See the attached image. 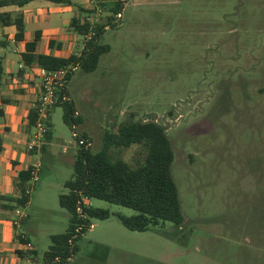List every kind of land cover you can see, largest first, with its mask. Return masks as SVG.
Here are the masks:
<instances>
[{
  "label": "rangeland",
  "instance_id": "rangeland-1",
  "mask_svg": "<svg viewBox=\"0 0 264 264\" xmlns=\"http://www.w3.org/2000/svg\"><path fill=\"white\" fill-rule=\"evenodd\" d=\"M123 6L119 20L108 12L117 26L99 40L111 50L98 69H78L67 85L81 124L68 126L61 106L52 113V146L25 208L36 261L44 264L52 236L70 226L59 196L68 193L80 148L74 131L86 133L96 153L106 129L156 120L175 151L183 225L130 231L114 214L137 211L93 199L111 216L91 219L69 264H264V0ZM147 152L146 144L134 145L113 157L136 168Z\"/></svg>",
  "mask_w": 264,
  "mask_h": 264
},
{
  "label": "trees",
  "instance_id": "trees-1",
  "mask_svg": "<svg viewBox=\"0 0 264 264\" xmlns=\"http://www.w3.org/2000/svg\"><path fill=\"white\" fill-rule=\"evenodd\" d=\"M35 0H0V7L8 5L24 6ZM60 1V0H51ZM125 0H118L114 8L109 11L116 15L121 14ZM95 11H85L87 16L83 19L75 18L71 27L79 35L84 36L91 31L95 36L85 44L81 55H72L69 58L35 54L37 41L26 44L24 62L33 65L35 62L46 70H59L79 64L85 73H93L98 69L100 59L110 52L109 45L100 44L99 40L111 27H116L115 17L110 15L106 22L89 21ZM16 25L17 41L24 40V22L21 16L16 18L10 14L0 15V26ZM109 27V28H106ZM5 43L0 41V47ZM75 72L68 75L66 85L58 92L57 103L64 111V122L75 129L81 124L77 115V108L68 99L67 85ZM3 67L0 64V81ZM37 120L36 110L30 116V126L34 127ZM116 131L106 129L103 134V148L99 152H92L91 147L80 146L74 162V173L64 187L68 193L59 196L60 205L70 213V226L65 233L52 236V246L44 254V264H68L77 252L74 240L82 236L92 226L91 219L107 220L111 213L108 210L94 207L85 199L104 200L111 204L128 207L137 211L135 216H125L120 213L114 215L130 231L147 232L151 227L173 223L183 225L185 215L182 207L179 187L173 175L175 151L164 126L156 120H125L113 126ZM52 125L46 136L48 142L52 139ZM88 140L86 134L79 136ZM77 137L78 144L80 138ZM146 144L148 146L145 161L136 168L123 159L113 157V151L127 149L134 145ZM31 179L30 170L19 174L17 187L24 192ZM30 199L17 200L18 205H26ZM81 209V210H80ZM27 257L36 260L37 252L29 251Z\"/></svg>",
  "mask_w": 264,
  "mask_h": 264
},
{
  "label": "crops",
  "instance_id": "crops-1",
  "mask_svg": "<svg viewBox=\"0 0 264 264\" xmlns=\"http://www.w3.org/2000/svg\"><path fill=\"white\" fill-rule=\"evenodd\" d=\"M117 1L35 0L24 6L0 7V15L10 14L14 18L21 16L25 27L24 40L17 41L16 25L0 26V41L5 43L0 47V64L3 67L0 81V264H31L36 261L25 255L28 251L19 240V235L23 232L33 245L32 251H37L27 230L30 215L25 211L32 202L30 200L26 205H18L17 180L21 172L34 164L40 163L41 168L43 167V155L49 152L53 140V136L50 142L46 140L37 153H30L26 149L35 131L30 126V116L36 110L41 94L42 71L36 62L33 65L24 62L26 44L35 41L39 36L35 54L63 59L72 55L79 56L85 50V44L79 46V42H83L82 36L71 27L72 21L75 18H85V11H95L89 21L106 22L109 9L114 8ZM96 8L102 10L101 15ZM68 99L70 100L69 96ZM56 107L51 110V125L52 113ZM88 141L91 142L89 137ZM89 203L92 205L91 200ZM17 211L26 214L20 229L13 225L18 217Z\"/></svg>",
  "mask_w": 264,
  "mask_h": 264
},
{
  "label": "built area",
  "instance_id": "built-area-1",
  "mask_svg": "<svg viewBox=\"0 0 264 264\" xmlns=\"http://www.w3.org/2000/svg\"><path fill=\"white\" fill-rule=\"evenodd\" d=\"M97 13L101 15L102 10L97 9ZM119 18H122V15H118ZM95 32L91 31L90 33L82 36L83 43L86 44L93 39ZM80 68L79 64L72 65L70 67H65L59 70H46L42 68L40 79H41V94L37 101L36 112L37 120L34 125V133L31 140L27 144V151L30 153H37V151L43 146L46 141V136L50 131V115L52 108L57 103L58 92L66 85L68 75L71 72H75ZM74 137H79L76 132L73 133ZM80 146H85L86 148L91 147V142L87 139L80 138ZM31 172V179L28 183L27 188L24 192H19V199L28 198L30 199L32 186L34 183L39 181V175L41 171V164H34L29 168ZM85 202H89L88 199H85ZM81 210V209H80ZM18 217L14 220L13 225L17 229L22 227V222L26 218V214L21 211H17ZM19 240L23 248L28 252L33 250V245L29 241L28 237L22 232L19 235ZM31 264H39L37 261H33Z\"/></svg>",
  "mask_w": 264,
  "mask_h": 264
}]
</instances>
